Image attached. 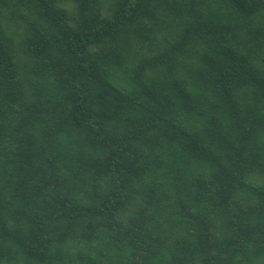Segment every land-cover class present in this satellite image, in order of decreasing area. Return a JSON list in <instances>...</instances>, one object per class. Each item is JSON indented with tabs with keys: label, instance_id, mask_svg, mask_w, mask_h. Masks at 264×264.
Masks as SVG:
<instances>
[{
	"label": "trees",
	"instance_id": "trees-1",
	"mask_svg": "<svg viewBox=\"0 0 264 264\" xmlns=\"http://www.w3.org/2000/svg\"><path fill=\"white\" fill-rule=\"evenodd\" d=\"M0 264H264V0H0Z\"/></svg>",
	"mask_w": 264,
	"mask_h": 264
}]
</instances>
